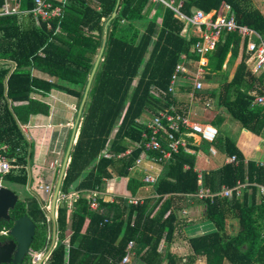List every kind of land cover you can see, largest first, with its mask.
I'll return each mask as SVG.
<instances>
[{
    "label": "trees",
    "instance_id": "16d2710c",
    "mask_svg": "<svg viewBox=\"0 0 264 264\" xmlns=\"http://www.w3.org/2000/svg\"><path fill=\"white\" fill-rule=\"evenodd\" d=\"M180 1L181 12L188 16L195 10L220 13L229 5L238 24L264 38V16L252 0ZM2 3L0 0V8ZM20 3L23 9L34 6V0ZM62 5V17L49 22L38 23L30 15L0 17V145H9L5 154L22 165L4 181L21 187H32L36 153L34 137L25 129L32 118L49 119L51 106L45 100L53 93L75 99L78 112L109 25L108 44L90 85L61 186L65 198L57 209L56 247L45 264H121L131 242L137 254L135 264H195L201 256L207 264H264V197L260 193L264 163L247 161L239 138L223 136L226 128L220 116L203 120L218 129L215 142L199 146L190 138L195 153L181 148L163 165V175L153 187L154 200L139 197L144 193L143 180L131 176L143 152L145 116L152 118L172 106L181 113L196 114L195 108L201 107L205 111L191 96L193 86L186 84L175 94L169 92L182 55L200 60V55H191L199 39H186V24L173 10L153 0H63ZM117 9L118 16L112 20ZM241 42L238 34L221 35L215 50L207 54V81L219 78L218 86L197 96L212 98L217 111L225 109L242 131L259 136L264 133V106L253 105L250 93H262L264 76L249 69ZM240 52L242 59L229 79L224 68L232 67ZM245 133L246 142L250 133ZM134 144L139 146L134 148ZM131 147L132 152L125 155ZM203 149L207 153L217 149L225 158L236 157L237 162L207 172L202 182L197 166ZM105 151L112 157H103ZM119 155L124 156L118 159ZM60 170L61 166L57 180ZM113 176L128 181L130 198H117L116 203L99 199L98 209H91L88 193H100ZM238 183L249 185L241 199L199 202L196 198L204 186L217 194ZM75 193L79 197L73 200ZM131 198L138 202L130 203ZM192 202L207 208L206 216L214 227L190 237L195 253L184 258L172 253L169 243L178 227V212L183 209L177 204L190 207ZM44 206L34 198L29 199L28 212L25 202L13 211L15 217L28 213L37 223L33 249L38 253H47L52 244L54 223ZM13 225L3 222L0 230Z\"/></svg>",
    "mask_w": 264,
    "mask_h": 264
},
{
    "label": "built area",
    "instance_id": "2783aa9c",
    "mask_svg": "<svg viewBox=\"0 0 264 264\" xmlns=\"http://www.w3.org/2000/svg\"><path fill=\"white\" fill-rule=\"evenodd\" d=\"M62 2L63 0H34L32 9H23L20 0H3L0 8V17L30 15L38 23L49 22L55 18L62 17ZM153 2L163 3L165 7L173 10L179 16L182 22L186 24L183 31V36L186 39H199L191 51V55H200V60L196 61L190 58L188 54L182 55L181 61L171 81L170 93L175 94L179 90L176 86L180 78H182L188 82V85L193 86L191 96L194 100L204 105L205 111L214 108V100L212 98L204 99L201 96L198 97L197 93L205 91L203 80H207L208 74L207 54L215 50L223 33L238 34L241 37V49L245 48L248 55L246 62L249 69L258 76H264V38L254 29L238 24L235 17L231 15V8L229 5L220 13H217V11L205 13L200 10H195L192 16H188L181 12L183 2L180 0H153ZM208 88L209 87H207L206 90ZM261 88L260 90L262 93H260L259 90H255L252 91L250 95L254 98L253 105L263 107L264 81L263 87ZM218 135V129L211 123H204L203 119L199 117L197 113H181L175 106L165 108L146 122V131L143 133V141L141 143L143 152L142 156L136 160L134 170L142 168L144 164H150L151 169L155 166H163L170 162L174 154H178L181 148H184L190 153H195L190 146V138H194L195 144L200 146L202 142H215ZM261 144L264 145V141H262ZM9 149V145L7 144L0 145V186H3L6 176L12 174L14 170H20L22 168V165L17 162L16 157L5 154L6 150ZM157 152H159L160 155L152 154ZM130 153H126L125 155ZM123 156L124 155H119L117 158L119 159ZM103 157L111 158L112 154L105 151ZM236 162V157H231L228 158L226 163L233 164ZM200 179L202 182L204 181L202 174H200ZM158 181V176L151 175L144 176L143 179L144 185L152 188L157 185ZM248 188V184L238 183L233 189L223 187L220 193L213 194L210 192V189L204 186L196 198L203 202L209 200L213 201L215 198L231 201L234 197L241 199ZM260 193L262 197H264V186L260 187ZM99 195L100 193L91 191L89 205L93 210L99 207ZM76 197H79L78 193ZM64 198L65 196L62 200ZM137 202L138 199L136 198L130 199V203L136 204ZM136 255L135 244L131 242L121 260V264H135Z\"/></svg>",
    "mask_w": 264,
    "mask_h": 264
},
{
    "label": "rangeland",
    "instance_id": "374dc122",
    "mask_svg": "<svg viewBox=\"0 0 264 264\" xmlns=\"http://www.w3.org/2000/svg\"><path fill=\"white\" fill-rule=\"evenodd\" d=\"M252 1H253L252 4L257 9H260L261 7L264 6V0H252ZM242 54L243 53L240 52V56L238 60L232 67L229 65L225 66L224 70L229 72V78L232 77L233 74L235 73L237 65L240 63L242 59ZM216 81L219 82V78L213 79L212 82L204 79L203 85H204L205 90L207 88V85L209 86V88L210 86L212 88L217 87L218 82ZM181 82H183V84H181ZM186 84H188V82H186L183 79H180L176 87L180 89V87H184L186 86ZM45 102L51 106L50 117L47 121H42V124L39 127H37V129L32 127V129L30 130L31 134H29L30 138L34 137V141L36 143L35 144L36 149L34 148L36 151L35 158H34L35 163L31 168V172L34 178L32 187H30L29 184L25 187H21L17 184H13L7 181L4 182L3 185L7 188L14 190L15 192L19 194L20 203H23V202L26 203L27 212L30 209L29 199H31V197L33 199V194L31 193L35 192L36 194H38L40 201L44 203L45 205L44 208L49 213V216H50L52 199H53V195H54L56 185L58 182L57 180L58 176L56 175H57V172L59 171V167L62 166L63 164V160H64V157L67 151L66 142L68 140L70 131L74 128V123L76 119L75 114H77V109H76L77 102L75 99L69 98L62 94H56V93L49 99L45 100ZM213 107L214 108H211L212 111L208 110L206 112L201 110L202 107L200 109L195 108L196 110L195 112H197L199 116L205 117L206 119H209V120H214L216 116H220L221 118H223L222 127L226 128L223 133L224 137L232 136V137L238 138L237 136H239L240 134V136H243L245 138V135L247 134L242 131V127L238 123L230 119L229 114L225 111V109H223L220 112H217L215 105ZM32 130H35L37 132L35 131L32 132ZM262 138H264V133L259 135V137L251 136L250 138L249 136L247 141H250V143H252V146H254V143L260 142ZM261 141H264V139H262ZM262 146L263 145L261 144V147ZM201 156L202 155L200 153V157ZM198 159H199V156H198ZM262 159H264V156H262ZM225 160L227 161L225 157L220 158L221 163L224 162ZM41 188H43V190ZM76 194L77 193L73 195L75 196V197H72L73 200L77 199ZM64 196L65 195H61V198H63ZM90 197H91V192L88 193V198ZM107 200L110 201L111 198L108 197ZM189 215L188 213H184V217L182 219V220H186V222L183 221L182 223L184 227L183 231L188 233L186 234V237H189L195 234L193 233L195 232L193 229L195 222L190 221L191 216ZM201 221L206 222L207 220L203 218V220ZM180 238H183V237L180 236ZM184 240H188V239H185L184 237ZM180 249L182 253H188L186 254L188 256H191L195 253L190 240L186 243H183ZM43 256H44V252L34 255L32 258L33 263L35 261L34 264H38L39 263L38 260H40L39 258H43ZM204 258L206 259L205 256ZM204 258L202 256L200 257V259H202V260L199 259L200 264H205ZM225 264H228L227 261Z\"/></svg>",
    "mask_w": 264,
    "mask_h": 264
},
{
    "label": "crops",
    "instance_id": "0c3cea01",
    "mask_svg": "<svg viewBox=\"0 0 264 264\" xmlns=\"http://www.w3.org/2000/svg\"><path fill=\"white\" fill-rule=\"evenodd\" d=\"M253 2V1H252ZM256 8V7H255ZM261 14L264 16V6L261 7L260 9ZM231 78V77H230ZM229 78V79H230ZM207 87H209L207 85ZM55 93H53L54 95ZM59 94V93H56ZM52 95V96H53ZM51 96V97H52ZM217 111V110H216ZM222 110H218L217 112H220ZM203 120L206 119L205 117H201ZM151 118H149L148 116H145L143 120L149 121ZM38 120V121H36ZM40 119H31V124L29 126H27V128L25 129V132L27 134V130H31L32 127H34L35 129H37V127H39L42 122L39 121ZM35 131V130H32ZM37 132V131H35ZM78 132V131H77ZM243 132H246L243 130ZM240 133V132H239ZM250 133V138L251 136H255L257 137L258 135L252 133V132H248ZM30 134V132H29ZM78 133H76V138H77ZM239 138V144H241L242 150L246 156V160H252V161H258L261 163H264V159H262V156H264V145L261 147V140L264 139L262 138L260 140V142L258 143H254V146H252V143H250V141L245 142V139L243 136H237ZM259 137V136H258ZM199 142H201L200 140H198ZM138 144H134V148H137ZM204 142L201 143L200 146H203ZM250 148H248V146ZM133 148H129V150L127 151V153L132 152ZM200 153H201V157H200ZM199 159H198V166H197V171L200 172V174H202L204 176V174H207V172L210 171H215L218 170L223 163H226L227 161L225 160L224 162H220V158L224 157L222 156V154L220 153V151H218L217 149L213 150V152L211 153H207L205 151V149H203L201 152H199L198 154ZM228 160V158H226ZM163 171H164V166H155L153 169H151V165L150 164H144L142 165V168H138L136 170H131V176L140 179L141 181L144 179V176L147 175H151V176H158L159 179L161 178V176L163 175ZM114 177V176H113ZM127 184L128 181L125 179H121V178H116L114 177L111 180H107L106 182V188L100 192V198L102 201H104L105 203H116L117 198L120 197H125V198H130V193L127 190ZM145 186V185H144ZM144 191V193H142L141 195H139V197H146V198H151L154 200V198H156V195L153 192V188L152 187H146L143 188L142 192ZM112 196V197H111ZM110 197L111 200L108 201L107 198ZM180 198V197H179ZM138 199V198H137ZM189 200V199H186ZM199 200V199H197ZM178 202V201H177ZM188 202V201H186ZM199 202H203L200 201ZM192 206L188 207L186 206V204H177V206H181L183 207V209H181V211L178 212V218H179V222H178V227L174 236V239L172 242L169 243V250L174 253L177 254L179 256H182L184 258L188 257V253H182L180 250V247L183 243H186L190 240V237H186V232L183 231L184 227H183V221L186 222V220H182L184 217V213H188L189 216H191L190 221L195 222V225L193 226V229L195 232V234L197 233H201V232H207V231H211L213 230V223L208 219V217L206 216V207H203L200 205V203H195L192 202L191 203ZM188 218V217H186ZM200 218V219H198ZM203 218H205L207 221L203 222L201 220H203ZM231 222V221H230ZM194 235V234H193ZM180 236H182L183 238H180ZM188 239V240H184ZM163 243V242H162ZM161 243V244H162ZM190 255V254H189ZM204 258V257H203ZM202 260V259H200ZM200 260L197 261V263L195 264H200ZM205 264H207V260L204 258ZM183 264H188L186 263V261H184ZM193 264V263H191Z\"/></svg>",
    "mask_w": 264,
    "mask_h": 264
},
{
    "label": "water",
    "instance_id": "95a60500",
    "mask_svg": "<svg viewBox=\"0 0 264 264\" xmlns=\"http://www.w3.org/2000/svg\"><path fill=\"white\" fill-rule=\"evenodd\" d=\"M119 9V8H118ZM118 9L115 12L112 20L117 18L118 16ZM111 20V21H112ZM110 21V22H111ZM109 25L106 28V34H105V40H104V45L101 50V53L99 54L98 58H96L94 66L92 68V71L88 77L86 89L82 98V101L80 103L75 123H74V128L72 131V135L70 138V142L63 160V164L61 166L60 170V175L59 179L56 185V189L53 195L52 199V205H51V213L50 217L54 223L53 226V234H52V244L50 249L46 254H44L43 258L39 260L38 264H45V261L49 258L50 253L53 251V249L56 247V242H57V209L58 205L61 201V186L64 180V177L66 175V169L69 164V161L71 160L70 155L73 146L76 144V133L78 123L80 120V116L83 110V107L86 102V98L90 89V85L94 76V73L96 71V68H98L101 59L104 56L107 44H108V39H109ZM246 132H249L247 129H245ZM20 201L19 195L12 189L0 186V221L5 220V221H10L12 220L11 216V211L15 210L17 207L18 202ZM12 236L14 237L15 241L11 244H6L4 246L0 245V264H24L26 255L29 253H33L30 250V247L34 241V236L36 234V224L31 220L30 217L28 216H23L19 218L18 220L15 221V225L12 230ZM14 253V254H13Z\"/></svg>",
    "mask_w": 264,
    "mask_h": 264
},
{
    "label": "flooded vegetation",
    "instance_id": "af4514ba",
    "mask_svg": "<svg viewBox=\"0 0 264 264\" xmlns=\"http://www.w3.org/2000/svg\"><path fill=\"white\" fill-rule=\"evenodd\" d=\"M3 187H5L4 185H3ZM42 190H43V188H41ZM17 193V192H16ZM18 194V193H17ZM31 194H33V199L35 198V199H39V196H38V194H36L35 192H32ZM19 195V194H18ZM31 199H32V197H31ZM20 203V201L18 202V204ZM18 204H17V206H18ZM14 211V210H13ZM13 211H11V216H12V220H10V221H5V220H2V221H0V224L1 223H3V222H13L14 223V225H15V221L16 220H18L19 218H21V217H23V216H28V217H30L31 218V220H33V222L36 224V231H37V223L34 221V219L30 216V214H28V213H26V214H23V215H21L20 217H15V216H13ZM14 225L11 227V228H4V229H2V230H0V245L1 246H4V245H6V244H11V243H13L14 241H15V239H14V237L12 236V230H13V227H14ZM36 235V234H35ZM34 239H35V236H34ZM33 244H34V241H33V243H32V245H31V247H30V250L33 252V253H29V254H27L26 255V258H25V261H24V264H34L35 263V261H34V263H33V260H32V258H33V256L34 255H36V254H38V252H36L34 249H33ZM46 252H44V254H45ZM14 254V253H13ZM39 259H41V258H39ZM39 261V260H38Z\"/></svg>",
    "mask_w": 264,
    "mask_h": 264
}]
</instances>
